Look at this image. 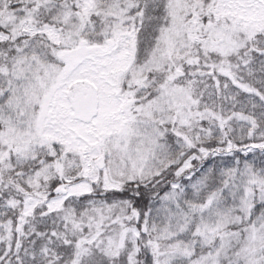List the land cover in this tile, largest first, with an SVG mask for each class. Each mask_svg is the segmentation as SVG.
Segmentation results:
<instances>
[{"label":"snow or ice","instance_id":"obj_1","mask_svg":"<svg viewBox=\"0 0 264 264\" xmlns=\"http://www.w3.org/2000/svg\"><path fill=\"white\" fill-rule=\"evenodd\" d=\"M0 264H264V0H0Z\"/></svg>","mask_w":264,"mask_h":264}]
</instances>
